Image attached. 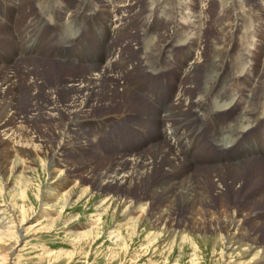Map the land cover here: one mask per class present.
<instances>
[{
    "label": "bare ground",
    "instance_id": "bare-ground-1",
    "mask_svg": "<svg viewBox=\"0 0 264 264\" xmlns=\"http://www.w3.org/2000/svg\"><path fill=\"white\" fill-rule=\"evenodd\" d=\"M27 1L3 0V7L0 6V31L5 33L3 37L0 34V40L2 38L10 43L13 41L21 42V47L16 51H12L9 55L4 54L5 50H0V108L3 109V114L0 117V142L6 145L7 150L4 153L7 155V165H1L0 163V168H4L5 172L3 173L6 180L15 172L14 169L22 165L24 161L19 153L25 155L30 150L41 152L43 146L41 144L36 145L38 140L34 135L28 133L35 129L25 128V133L12 129L16 127L15 121L21 108L19 102L23 99L22 96L19 97L14 92L16 89L18 90V86H22L20 75L17 72L12 74L15 63L20 64L18 66L20 67L26 65L27 62H32L28 67L33 69L27 70L25 75L37 77L34 84H41L46 81L40 76L52 64H58L61 69L67 70L75 68L76 64L73 63V60L91 62V70L86 74L92 73L91 75L73 74L71 81L65 84L67 90L72 91L73 94L67 100L64 109L71 112L68 114L70 117L67 121L68 123L72 122L75 131L80 133V124H87L84 122L94 124V128L89 132L80 133L79 137L75 136L71 139V145L77 147L76 152H74L75 156H81L83 152L92 149L87 143L93 146L92 142H96L95 137L100 133L107 141L106 148L101 149V151L112 153L109 162L92 173L94 179L100 181V185H105L103 198L98 202L102 205L101 209L103 211L108 208L107 201L112 191L107 190L108 188H121V186H124L132 189L139 186L143 181L148 182L145 184L147 190L142 196L129 202V213H134L143 208L144 203L147 204V208L148 201L157 196H163L165 201L170 202L172 207L177 203L183 205L186 201L193 204L199 199L197 193L200 187L202 185L206 187L207 183L204 182L208 179L203 180L202 175H200L207 170H190L185 177L177 175V171L181 166H188V162H190L188 157L192 156L193 162L209 161L210 166H218L226 162H228L226 165L241 163L247 161L250 154L263 152L264 127L263 129L260 128L264 125V75L261 76L260 71L257 72L254 69L255 67L248 69V73L244 69L242 71H226L225 67L223 70L221 67L222 71L216 72L214 80L211 82L208 79L205 83V86L210 85L212 87L210 91H207L204 86L192 95L190 94L187 83L195 70L202 65L200 60L204 55L196 40L185 37V35H188L185 31L191 30L194 24L191 26L188 24L187 26L186 22L181 20L187 27L181 25L178 29V35L175 34L174 29L180 24L179 19L186 14L188 2H185V7L182 5L183 0H148L145 7L147 17L143 21L145 24L139 26L141 39L136 42L137 48L133 49L137 51V54L134 59H128V61L125 57L126 47L114 44V39L123 30V27L128 26L129 28L126 29L130 32L133 31L134 26L131 25L133 18L128 13H134L132 2L136 3L135 0L118 2L114 0H97V2L102 1L107 6V10L95 6L94 10L85 12L80 9V0H33L32 7L26 4ZM86 1L94 2V0ZM252 1L260 3V5L264 3V0ZM149 4L151 6L148 7ZM238 4L240 7L241 3L238 2ZM98 8L102 10L101 14L97 12ZM196 10L191 16L195 19L198 18L200 21L202 12L196 13L198 11ZM31 12L38 13V16L34 17L35 14L28 16ZM221 12L223 13L222 10ZM160 14L168 17L166 25L163 23L160 25ZM251 15L253 14L251 13ZM85 17L93 20V28L92 30L88 29V23L84 34L79 35V32L84 28L85 21L83 18ZM217 17L219 16L217 15ZM262 22L264 23V19ZM226 23L230 24V28L240 27V21L236 14H233L232 20ZM247 27L249 28V26ZM53 32L57 33L55 38L61 42L58 51L52 48L51 40H55L52 37ZM197 32L200 35V32ZM85 38L88 39L87 42L95 51L92 50L90 53L78 55L79 49L75 52L76 44L82 45ZM261 44L262 41L259 48H263V51L260 52L256 49L254 51L263 53L262 56H264V45ZM184 49L185 51H183ZM220 49L222 48L218 47L212 52V55H219L222 59V62L212 64L215 68L223 66V63L225 64L229 60L228 52L225 53ZM180 50L182 52H179ZM187 60L190 61L187 63ZM246 60H249V58L247 57ZM248 62L244 61L242 63ZM262 64L264 65V61ZM172 67H175L173 73L179 72V76H177V83L171 85L169 91H164L159 82L151 83L150 80H146L148 76L158 77L167 72L169 68L172 69ZM141 69H143L144 77L137 73ZM214 70L212 69L211 74L215 73ZM76 73H78V70ZM25 75H22V77ZM182 76L185 77L183 81H181ZM240 76L244 77L249 85L247 84L246 87L241 86L240 81L237 80ZM47 85L48 88L45 90L46 99L52 102V106L49 105L47 100L43 102L48 104L41 106L40 101L38 102L34 99V96H30V106H33L34 110H43L44 106L54 108L57 105V84L48 83ZM249 86L253 90L260 89L255 104L254 96L250 92L252 90L247 88ZM30 88L32 95L40 91L36 85ZM139 96L143 99H140ZM18 99H20L19 102ZM152 104L158 108L156 107V110L149 109V105L152 106ZM236 104H240L242 110L235 115L233 110ZM101 111L107 112L95 114ZM171 112H176L179 116H183V112H189V114L179 117L180 120H177V117H171L178 116V114L170 115ZM217 114H227L226 120L217 123V126L215 124L214 127L217 130L208 132L204 125L209 124L213 116ZM105 116H107V120H89V118ZM40 119L45 121L48 118L32 113L26 118V121L29 124V122L35 123ZM260 121L262 124H259ZM187 123H192V130L186 129ZM205 131L209 135L206 136V141L204 140L202 145L199 142ZM69 140L70 138H68ZM101 144L102 142L95 144L93 149ZM49 147L52 156L58 153L61 154V157H59V163L62 165L60 169L66 171L68 169L66 158H68L69 152L63 153L61 144L57 147L51 145ZM210 147L220 150V153L216 150L211 152ZM258 154L264 155V152ZM214 159L217 161L215 162ZM241 166H236L232 170H238ZM29 168L25 164L22 170ZM222 168L225 169L226 167ZM240 174H234L232 182L220 179L216 188L224 189L227 186L235 190L240 189L247 181L245 173ZM77 177L79 182H82L83 177L80 175ZM209 181L212 185L213 181ZM236 184H239L240 187L236 188ZM83 191L85 194L89 193L88 190ZM209 193L212 194L210 191ZM202 196L206 195L202 194ZM262 198H264V195ZM11 210L13 211V209ZM164 210L162 211V219L157 218L160 221L168 218L167 216L163 219L167 214ZM1 213L2 210L0 209V227H5V229H0V237L7 238L8 225L4 223ZM235 213L237 212L234 211L233 214L236 215ZM99 219L98 217L97 221ZM136 221L139 225L140 220ZM93 223L90 222L92 224L90 234H99L98 231L93 230L95 225ZM25 224L26 221L24 220L23 225ZM137 224L132 228L131 233L136 232ZM17 236L19 237V235ZM16 245H18L17 242L14 247Z\"/></svg>",
    "mask_w": 264,
    "mask_h": 264
},
{
    "label": "rangeland",
    "instance_id": "rangeland-1",
    "mask_svg": "<svg viewBox=\"0 0 264 264\" xmlns=\"http://www.w3.org/2000/svg\"><path fill=\"white\" fill-rule=\"evenodd\" d=\"M210 1H182V5L185 7V2H188L187 11L190 12L186 11L184 17L179 20L185 21L187 26L194 24L191 30L185 31L188 34L185 37L196 40L204 55L200 60L202 65L195 70L187 83L191 95L204 87L208 79L212 82L216 72H221L224 67L226 71H242L244 69L245 72L255 67L257 72L260 71L261 76L264 75V65L262 64L264 56H262L263 53L258 52L263 51V48H259L261 41V45H264V23L262 22L264 3L260 5V3L252 0H238L241 3L240 7L242 8H240L237 0ZM135 2H132L134 13H128L133 18L131 22V25L134 26L133 31L127 30L128 26L123 27V30L114 39V44L126 47V60L136 57L137 51L133 49L137 48L136 42L141 39L139 26L145 24L143 21L147 17L145 7L148 0H135ZM26 4L32 7L33 0H28ZM80 4V9L83 12L94 10L95 6L107 10V6L102 1L80 0ZM231 5L234 6L231 7ZM149 6L151 5L149 4ZM243 9L246 11L245 13ZM195 10L196 13L202 12L200 21L191 16ZM97 12L101 14L102 10L98 8ZM32 14H35L34 17L38 16V13L33 12L28 16ZM233 14H236L240 21V27H236L237 29L235 27L230 28V24L226 23L232 20ZM167 18L160 14V25L162 23L166 25ZM182 21L174 29L177 35L181 25L187 27ZM197 31L200 32V35ZM80 33L83 34L82 31ZM53 44L59 46L60 42L55 40ZM218 47L222 48L221 51L228 52L229 60L225 64L223 63V66L215 68L212 65L214 62H222L219 55H212V52ZM255 49L258 51H254ZM247 51L248 53H246ZM254 53L255 55H253ZM247 57L249 60H246ZM189 61L187 60V63ZM244 61L249 62L242 63ZM90 63L89 61L81 64L76 63L75 68L67 70L61 69L58 64H52L40 76L46 81L41 84H34L37 77L25 75L27 70L33 69L28 67L32 62H27L26 65L20 67H18L20 65L18 63L14 65L12 74L17 72L22 78L20 82L22 86H18V90L16 89L14 92L17 96H22L23 99L17 100L20 101L21 108L15 121L16 127L12 129L24 133L25 128L35 129L28 133L34 135L38 140L36 145L41 144L43 146L41 152L29 149L30 152L25 155L19 153L24 161L22 165L14 169L15 172L8 180L4 177V168H0V209L2 210L3 221L8 225L7 238L0 237V264H264V198H262L264 195V155L258 154L263 153L264 150L253 155L250 154L247 161L232 165H226L228 164L226 162L223 165L210 166L209 161L201 163H191L190 161L188 166H181L177 175L185 177L190 170H207L200 175H202L203 180H211L213 181L212 185H215L212 186L210 181L204 182L207 185L200 187L197 193L199 199L193 204L186 201L183 205L177 203L172 207L163 196H157L148 201L147 208V204L144 203L143 208L134 213H129V202L142 196L147 190L145 184L148 182L143 181L139 186L132 189L124 186L108 188L107 190H112L109 191L111 194L107 201L108 208L105 209L107 211L101 209L102 205L98 202L103 198L105 185H100V181L95 180L92 173L108 163L112 153L101 151V149L106 148L107 141L100 133L95 137L96 142H92V145L95 146L101 142L103 145L93 149V146L87 143L92 149L83 152L81 156H75L74 152H76L77 147L71 145V139L75 136L79 137L80 133L89 132L94 128V124L89 122L80 124L79 133L73 129L72 122L68 123L67 121L70 117L68 114L71 112L64 109L67 100L73 94L72 91L67 90L65 84L71 81L73 74L91 75L92 73L86 75L91 70ZM172 68L174 69L172 71H175V67ZM212 69H215L214 74H211ZM77 70L78 73H76ZM137 73L142 76L144 74L143 69ZM22 75L25 76L22 77ZM177 76H179V72H176L175 75L166 74L164 76L165 88L171 83H177ZM183 77L181 81L185 80ZM237 80L240 81L241 86L249 85L242 76L238 77ZM48 83L57 84V105L54 108L44 106L43 110H34L33 106H30V96H34V99L40 101L41 106L48 103L52 106V102L46 99L45 90L48 88ZM35 85L39 87L40 91L32 95L30 87ZM247 88L252 90L250 92L254 96L252 98L255 104L260 89L253 90L251 86ZM205 89L210 91L212 87L207 85ZM24 99L25 101H23ZM45 100L48 103L43 102ZM149 106V109L156 110L157 106L155 107L154 104ZM240 110H242L241 105L236 104L233 112L236 115L240 113ZM105 112L107 111L96 112L95 114ZM32 113L40 114L48 119L45 121L40 119L35 123L29 122L28 124L26 118ZM2 114L3 109L0 108V117ZM171 114L178 113L171 112ZM182 114L183 116L178 114V116L171 118L177 117V120H180L179 117H184L189 112ZM226 116L227 114L213 116L212 121L204 125L205 129L208 132L217 130L214 127L215 124L217 126V123L224 122ZM107 119V116L89 118L93 121ZM259 124H262L261 121ZM191 127H193L192 123H187L186 129L192 130ZM263 127L264 125L260 129ZM68 138H70L69 141ZM60 144L63 153L69 152L68 158H66L68 164L66 171L60 169L62 166L59 163L61 154L52 156L49 151L50 145L57 147ZM5 146L0 142L1 165H7V155L4 154L7 151ZM214 161L217 160L214 159ZM25 164L30 168L22 170ZM240 165H242L240 169L232 170V168ZM222 167L226 168L223 169ZM236 173H241L240 175L245 173L244 175H246L247 181L240 189L235 190L227 186L224 189L216 188L220 179L232 182ZM78 175L83 177V179L81 178L82 182H79ZM54 181L55 183H53ZM239 184H236L235 187H240ZM83 190H88L89 193L85 194ZM202 194L206 196H202ZM163 210L167 213L163 219L167 216L168 218L160 221L157 218L162 219ZM234 211L237 212L235 214L238 216L233 214ZM98 217L100 218L99 221H97ZM24 220L26 221L25 225H23ZM136 220H140L139 225ZM90 222H94L93 230L98 231L99 234H90L92 228ZM136 224V232L131 233ZM0 229L4 230L5 227H0ZM16 242L18 245L14 247Z\"/></svg>",
    "mask_w": 264,
    "mask_h": 264
}]
</instances>
